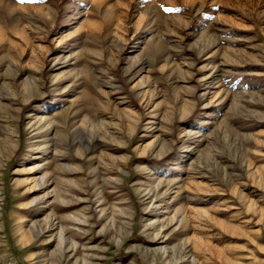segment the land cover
Wrapping results in <instances>:
<instances>
[{"label":"rangeland","instance_id":"1","mask_svg":"<svg viewBox=\"0 0 264 264\" xmlns=\"http://www.w3.org/2000/svg\"><path fill=\"white\" fill-rule=\"evenodd\" d=\"M0 264H264V0H0Z\"/></svg>","mask_w":264,"mask_h":264},{"label":"snow or ice","instance_id":"2","mask_svg":"<svg viewBox=\"0 0 264 264\" xmlns=\"http://www.w3.org/2000/svg\"><path fill=\"white\" fill-rule=\"evenodd\" d=\"M21 2H25V0H21Z\"/></svg>","mask_w":264,"mask_h":264}]
</instances>
